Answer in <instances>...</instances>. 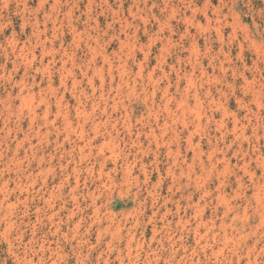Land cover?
I'll return each instance as SVG.
<instances>
[{
  "label": "rangeland",
  "instance_id": "obj_1",
  "mask_svg": "<svg viewBox=\"0 0 264 264\" xmlns=\"http://www.w3.org/2000/svg\"><path fill=\"white\" fill-rule=\"evenodd\" d=\"M0 264H264V0H0Z\"/></svg>",
  "mask_w": 264,
  "mask_h": 264
}]
</instances>
